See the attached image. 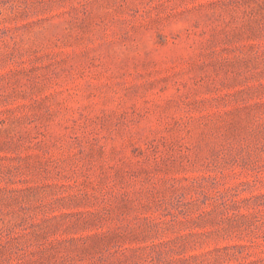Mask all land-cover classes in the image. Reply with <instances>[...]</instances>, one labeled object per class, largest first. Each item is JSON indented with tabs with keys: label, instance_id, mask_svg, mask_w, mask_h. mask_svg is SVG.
<instances>
[{
	"label": "rangeland",
	"instance_id": "rangeland-1",
	"mask_svg": "<svg viewBox=\"0 0 264 264\" xmlns=\"http://www.w3.org/2000/svg\"><path fill=\"white\" fill-rule=\"evenodd\" d=\"M0 264H264V0H0Z\"/></svg>",
	"mask_w": 264,
	"mask_h": 264
}]
</instances>
